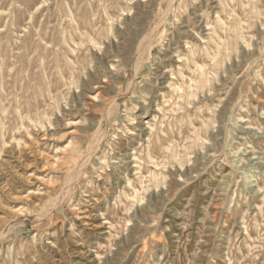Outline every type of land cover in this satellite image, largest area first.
I'll return each mask as SVG.
<instances>
[{
    "label": "rangeland",
    "instance_id": "rangeland-1",
    "mask_svg": "<svg viewBox=\"0 0 264 264\" xmlns=\"http://www.w3.org/2000/svg\"><path fill=\"white\" fill-rule=\"evenodd\" d=\"M0 264H264V0H0Z\"/></svg>",
    "mask_w": 264,
    "mask_h": 264
}]
</instances>
